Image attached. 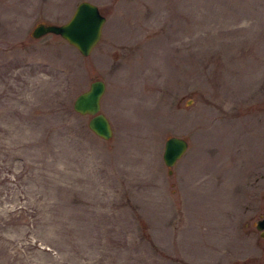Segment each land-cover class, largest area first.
Wrapping results in <instances>:
<instances>
[{
  "label": "rangeland",
  "instance_id": "1",
  "mask_svg": "<svg viewBox=\"0 0 264 264\" xmlns=\"http://www.w3.org/2000/svg\"><path fill=\"white\" fill-rule=\"evenodd\" d=\"M0 0V264H264V0ZM104 81L109 138L74 95ZM168 134L187 146L170 166Z\"/></svg>",
  "mask_w": 264,
  "mask_h": 264
},
{
  "label": "water",
  "instance_id": "2",
  "mask_svg": "<svg viewBox=\"0 0 264 264\" xmlns=\"http://www.w3.org/2000/svg\"><path fill=\"white\" fill-rule=\"evenodd\" d=\"M105 19L96 3L90 0H78L70 15L61 22L37 21L30 28L32 36H40L47 32L59 34L68 43L74 45L81 54H87L97 42L101 26ZM104 89V81L99 77L92 78L87 86L78 91L71 101L73 110L87 113V127L102 138H109L112 126L106 114L99 109L100 95ZM187 140L179 134H168L163 140L161 157L170 172V166L182 154ZM255 228L264 227V215L253 221ZM262 233V232H261Z\"/></svg>",
  "mask_w": 264,
  "mask_h": 264
},
{
  "label": "flooded vegetation",
  "instance_id": "3",
  "mask_svg": "<svg viewBox=\"0 0 264 264\" xmlns=\"http://www.w3.org/2000/svg\"><path fill=\"white\" fill-rule=\"evenodd\" d=\"M262 215H264V213H260L259 215H258V217L259 216H262ZM262 232V233H261ZM258 234L260 235V236H264V227L263 228H258ZM263 255H264V252H263Z\"/></svg>",
  "mask_w": 264,
  "mask_h": 264
}]
</instances>
